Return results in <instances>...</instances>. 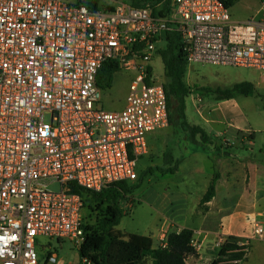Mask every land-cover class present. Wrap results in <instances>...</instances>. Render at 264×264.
Masks as SVG:
<instances>
[{
  "label": "built area",
  "instance_id": "1",
  "mask_svg": "<svg viewBox=\"0 0 264 264\" xmlns=\"http://www.w3.org/2000/svg\"><path fill=\"white\" fill-rule=\"evenodd\" d=\"M170 2L169 14L155 16L125 1L92 10L0 0V264H39L40 238L84 242L74 187L100 193L139 179L148 136L170 125L165 83L150 67L167 33L180 36L188 65L255 69L264 79V11L238 22L221 0ZM107 62L136 72L121 111L101 105ZM253 225L252 238L264 239Z\"/></svg>",
  "mask_w": 264,
  "mask_h": 264
},
{
  "label": "rangeland",
  "instance_id": "2",
  "mask_svg": "<svg viewBox=\"0 0 264 264\" xmlns=\"http://www.w3.org/2000/svg\"><path fill=\"white\" fill-rule=\"evenodd\" d=\"M64 1L74 2L75 0ZM121 1L123 0H105L101 5L103 8L113 7ZM262 1L239 0L234 6L229 8L232 18L241 22L253 16L258 17L259 14L257 12L264 11ZM165 45V43H161L160 47L164 48ZM150 67H152L157 81L165 83V66L160 53L154 55ZM135 77V71L118 68L114 73L112 86L102 92V107L111 112L123 110L126 106L130 85ZM186 81L194 90L186 99L189 113L193 105L194 95L204 101L201 105H206L214 98L204 91L206 88L225 89L239 82L254 84L256 88L254 95L237 97L245 118H247L246 122L255 130L253 144H249L251 139L250 135H247L239 137L241 141H247L244 146L240 145L239 147L237 143L232 146L230 142H224L222 147H218L219 143L216 142L214 147L209 148L210 146H207L205 148H209L213 152L225 149L227 151L225 156L227 155V157L229 156V151L233 150L235 154L242 155L264 165V79L261 77V72L249 68L194 64L188 65ZM182 137V131L170 125L148 136L150 149L147 156L139 161V179L135 182H129L130 185H139L134 191L135 193H133L136 195L137 200L134 202L132 194L131 199L123 202L126 213L116 227L122 234L141 235L148 233L149 227L155 222L156 213L153 207L161 206L163 198L172 194L180 184L187 182L185 179L195 167L197 168L195 170L200 171L203 177L206 173H209L210 162L206 158L192 157L183 164L180 175L162 177L158 169L165 167V154L171 153L173 155L174 151H180V154L193 153L197 149L195 146L185 143ZM84 197L87 204L84 211L86 223L94 225L102 218L103 213L94 209L96 203L91 196L87 195ZM132 203L133 206L130 208ZM39 242L37 248L39 264H52L47 262V256L50 252L57 256L56 264H82L79 255L80 245H77L74 240L65 239L58 242L56 239L40 238ZM249 254H251L250 264H263L259 254H264V243L254 241L252 247H250Z\"/></svg>",
  "mask_w": 264,
  "mask_h": 264
},
{
  "label": "crops",
  "instance_id": "3",
  "mask_svg": "<svg viewBox=\"0 0 264 264\" xmlns=\"http://www.w3.org/2000/svg\"><path fill=\"white\" fill-rule=\"evenodd\" d=\"M203 102L194 95L190 113L186 103L187 121L191 125L202 126L216 139L218 147H222L224 142H230L232 146L236 143L239 147L244 146L247 141H241L239 137L251 134L255 136V130L246 122L247 118L237 98H213L206 105H201ZM182 134V140L188 143L185 134ZM249 144H253V140ZM214 146L210 145L209 148ZM196 148L193 153L173 152L175 160L183 159L175 175H180L183 164L192 157L206 158L210 162L209 173L203 177L200 171L195 170L196 167L191 170L186 175L187 182L180 184L172 194L163 198L161 206L153 207L156 213L155 222L149 227L148 233L141 235L151 236L154 247L159 248L165 234L191 229L194 231L193 245L196 255L190 256L187 264H213L220 251L219 242H225L230 237L248 242L249 251L254 241L264 243V239L252 238L254 220L264 227V165L235 154L233 150L228 152L227 157L225 149L213 152L205 147ZM216 172L220 175L216 195L210 202L202 203ZM133 198L135 202V194ZM132 206L133 203L130 208ZM250 257L248 252L247 259L242 264H250ZM259 257L264 264V254H259Z\"/></svg>",
  "mask_w": 264,
  "mask_h": 264
},
{
  "label": "trees",
  "instance_id": "4",
  "mask_svg": "<svg viewBox=\"0 0 264 264\" xmlns=\"http://www.w3.org/2000/svg\"><path fill=\"white\" fill-rule=\"evenodd\" d=\"M77 5H83L92 10L103 9L104 0H75ZM132 6L144 8L150 5L155 16H165L170 12V0H129ZM226 7L231 8L239 0H221ZM163 3L160 7L158 4ZM113 9V7H106ZM165 47L159 50L165 66V89L167 92L170 126L181 130L186 141L196 147L215 145L216 139L209 135L202 126L191 125L186 117V99L193 93V88L187 83L188 62L183 50L180 36L176 32L166 35ZM115 62H107L102 67L97 78L98 86L104 90L112 86L114 73L117 71ZM255 86L250 82H239L225 89L206 88L204 91L216 100H231L238 96H252ZM254 134L250 139H254ZM183 159L173 157L171 153L164 156V168L158 171L162 176L175 175ZM220 178L216 172L210 186L202 199V203L210 202L216 195V185ZM139 185L129 182L112 184L100 193L85 191L74 187L73 192L83 196L85 209L86 198L91 196L96 203L95 210L103 216L94 225H84L85 240L79 247L82 264H187L190 256L196 255L193 245L194 231L182 229L180 232L170 233L167 247H154L151 236L129 234L124 235L116 229L126 210L123 202L132 198V194ZM242 240L235 237L228 238L218 253L213 264H242L247 259L249 244L241 245Z\"/></svg>",
  "mask_w": 264,
  "mask_h": 264
},
{
  "label": "water",
  "instance_id": "5",
  "mask_svg": "<svg viewBox=\"0 0 264 264\" xmlns=\"http://www.w3.org/2000/svg\"><path fill=\"white\" fill-rule=\"evenodd\" d=\"M57 190H60V187L59 186H57V188H56Z\"/></svg>",
  "mask_w": 264,
  "mask_h": 264
}]
</instances>
